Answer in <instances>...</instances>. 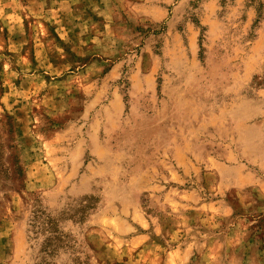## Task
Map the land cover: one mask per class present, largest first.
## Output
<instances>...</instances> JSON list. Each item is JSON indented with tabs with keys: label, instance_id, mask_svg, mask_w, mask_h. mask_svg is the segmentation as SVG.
<instances>
[{
	"label": "rangeland",
	"instance_id": "374dc122",
	"mask_svg": "<svg viewBox=\"0 0 264 264\" xmlns=\"http://www.w3.org/2000/svg\"><path fill=\"white\" fill-rule=\"evenodd\" d=\"M0 264H264V0H0Z\"/></svg>",
	"mask_w": 264,
	"mask_h": 264
},
{
	"label": "trees",
	"instance_id": "16d2710c",
	"mask_svg": "<svg viewBox=\"0 0 264 264\" xmlns=\"http://www.w3.org/2000/svg\"><path fill=\"white\" fill-rule=\"evenodd\" d=\"M29 224L32 227L31 232L33 234L47 233V237L43 238V242L50 251H53L54 240L57 238V230L54 228L53 221L49 214L42 209H36L33 211Z\"/></svg>",
	"mask_w": 264,
	"mask_h": 264
}]
</instances>
